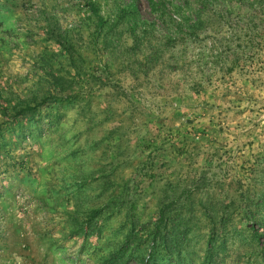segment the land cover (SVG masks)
<instances>
[{"label":"rangeland","instance_id":"rangeland-1","mask_svg":"<svg viewBox=\"0 0 264 264\" xmlns=\"http://www.w3.org/2000/svg\"><path fill=\"white\" fill-rule=\"evenodd\" d=\"M210 250L264 264V0H0V264Z\"/></svg>","mask_w":264,"mask_h":264},{"label":"trees","instance_id":"trees-1","mask_svg":"<svg viewBox=\"0 0 264 264\" xmlns=\"http://www.w3.org/2000/svg\"><path fill=\"white\" fill-rule=\"evenodd\" d=\"M93 10L95 11L96 9L93 8ZM136 12H137V8L134 5V3H132V4H130V5L126 6V7H124V8H121L119 10V13L117 15V19L119 21H121V20L125 21L128 18H133ZM65 100H67V99H65ZM65 100H62L61 102H64ZM33 110L31 109L29 111H33ZM256 236H258V234ZM153 249L154 250L156 249L155 243H154ZM214 258H215L214 252H212L210 250V251H208V253L206 255V258H205V260L203 261L202 264H213ZM146 262H147L146 264H157L158 263V258L155 257V252L154 251L150 253L149 258L146 260ZM108 264H120V263L117 260L111 259L108 262Z\"/></svg>","mask_w":264,"mask_h":264}]
</instances>
